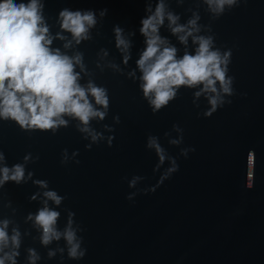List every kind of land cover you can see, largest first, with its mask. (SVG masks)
<instances>
[{
	"label": "water",
	"instance_id": "water-1",
	"mask_svg": "<svg viewBox=\"0 0 264 264\" xmlns=\"http://www.w3.org/2000/svg\"><path fill=\"white\" fill-rule=\"evenodd\" d=\"M144 0H46L45 16L53 33L59 31L58 13L67 7L72 10L108 9L107 15L92 30L93 39L78 48L85 63L93 71L98 85L108 89L109 114L105 120L92 121L93 127L114 135L111 146L107 140L86 145L83 134L75 128L61 127L51 131H24L13 121L0 120V150L9 166L23 162L31 152L40 159L26 165L34 171L33 179H45L49 187L64 196L57 207L61 212L59 227L63 228L68 210L75 213L76 223L83 229L82 247L86 255L63 260L58 253L49 259L31 222L25 223L29 212L41 207L30 196L40 189L32 181L17 185L7 183L0 189V218L14 219L24 236L19 264H26V249L34 247L42 259L38 264H264V0H241L238 6L212 19L207 6L199 4L201 24H211L216 47L231 49L229 75L234 79L231 103L219 108L211 117L203 112L209 107L204 97L199 107L193 104L195 89L181 88L177 98L153 114L143 98L139 81L126 74L101 71L96 66L101 48L109 50L126 71L136 67L139 51L145 46L139 32L141 19L146 15ZM155 7V0H153ZM170 7L181 15V22L191 16L188 8L196 9V0H185ZM119 24L132 37V58L123 64L115 47L113 27ZM99 33V34H97ZM183 54V45L175 36L161 28ZM61 41L54 42L60 46ZM139 75V73H138ZM85 78L83 82L86 81ZM119 115L120 123L113 117ZM108 124L114 133L103 129ZM183 129L180 145L169 143L178 138L173 125ZM166 132L171 137L165 136ZM159 137L161 145L179 165L155 191L166 162L154 171L158 156L146 147L148 135ZM69 156L78 155L68 163H61L64 149ZM182 148H194L185 157ZM79 161L77 163L76 161ZM142 176L136 188L129 186L133 176ZM131 193L136 195L130 200ZM11 200L17 211L4 205ZM64 246V241L58 242Z\"/></svg>",
	"mask_w": 264,
	"mask_h": 264
},
{
	"label": "clouds",
	"instance_id": "clouds-1",
	"mask_svg": "<svg viewBox=\"0 0 264 264\" xmlns=\"http://www.w3.org/2000/svg\"><path fill=\"white\" fill-rule=\"evenodd\" d=\"M171 0H144L145 13L140 23L139 32L144 37V47L139 51L136 67L126 71L114 59H109V50L101 48L97 53L96 66L104 71L110 68L113 72L126 74L128 78L139 81L143 98L147 100L153 114L167 107L177 98L181 88L195 89L193 104L199 107L204 97L209 107L203 112L211 117L234 94V77L230 76L229 64L232 51L216 47L211 24H201L199 4L207 6L206 10L212 19H218L226 10H230L241 0H196L197 8H188L191 16L186 22L170 7ZM183 5L185 0H175ZM46 0H0V120L13 121L24 131H51L55 134L61 127H69L75 122V128L90 140L86 145L91 149L93 144L107 140L112 145L114 135L105 136L98 131L92 121H103L109 114L110 97L105 86L98 85L94 73L85 63L84 53L78 46L93 39L92 30L107 15L108 9L63 8L59 11L56 23L59 31L53 33L48 18L45 16ZM183 45V54L168 36L161 34L165 27ZM115 47L122 55L123 64L127 66L132 58L135 31L126 32L119 24L113 27ZM99 34V33H97ZM60 46H54L55 41ZM139 73V75H138ZM85 82L82 83V81ZM120 123L119 115L113 117ZM103 129L114 133V127L108 124ZM178 138H170L169 143L180 145L183 142V129L173 125ZM165 136L171 137L170 132ZM146 147L154 150L158 163L154 171L169 162L156 187L178 171L175 157L170 156L161 145L159 137L148 135ZM194 148H182L185 157ZM78 150L69 156L68 149L62 153L61 163H68L78 155ZM40 159L31 152L23 157V162L11 166L3 150H0V189L9 182L17 185L32 181L40 189L30 196L31 201H40L41 207L36 212H29L25 223L31 222L38 239L44 247L57 242L55 248H49V259L64 253L70 259L79 260L86 255L82 247L83 237L78 235L83 229L76 223L75 213L68 210L67 221L59 227L61 212L57 210L65 199L56 190L49 187L45 179H33L34 171L26 168L28 163ZM79 163V161H76ZM144 177L136 175L129 181V186L136 188ZM136 193H131L132 199ZM53 205L57 207H53ZM5 207L11 208L13 216L17 209L9 200ZM31 230L21 231L20 225L10 217L0 218V264H19L24 236H30ZM63 240L64 246L59 241ZM26 264H38L42 259L34 247L26 249Z\"/></svg>",
	"mask_w": 264,
	"mask_h": 264
}]
</instances>
